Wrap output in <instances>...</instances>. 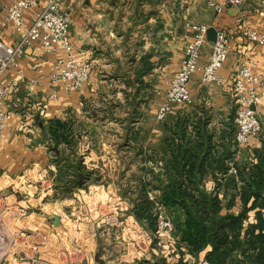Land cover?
I'll list each match as a JSON object with an SVG mask.
<instances>
[{"label":"crops","instance_id":"0c3cea01","mask_svg":"<svg viewBox=\"0 0 264 264\" xmlns=\"http://www.w3.org/2000/svg\"><path fill=\"white\" fill-rule=\"evenodd\" d=\"M10 4L11 0H0V40L12 45L17 33L8 19ZM62 9L71 14L69 38L79 56L92 64V74L82 89L65 91L58 88V98L52 99L50 96L55 89L50 83V73L63 51L46 54L41 47L30 49L20 66L11 72L16 85L8 101L17 107L18 112L6 122L0 138V195L8 184L15 185L13 196L0 198V246H10V249L0 251V255L8 253L5 264L19 263L17 252L12 250L17 245L15 239L19 232L28 234L29 243L49 227L59 232L67 227H95L84 222L67 224L61 214L60 224L55 226L52 221L55 215L49 216L45 209L43 218L46 223H34L40 215L30 212L25 220L32 218L29 223L32 225L19 227L20 214L14 203L63 208L71 194H88L91 193L89 189L102 194L112 193L115 181L109 178V173L104 174L105 169L109 172V169L131 167L132 164L145 167L148 163L157 173H163L173 156L170 143L174 146L191 145L196 141L206 142L207 137H211L214 157L221 158L226 152L235 150L237 124L233 82L238 64L250 57L256 61L258 70L264 71V45H256L248 38L251 30L264 33V0H248L241 13L230 9L221 15H216L208 0H64ZM201 9L203 13L208 12L206 17H200ZM38 10L27 11V18ZM189 23H204L210 27L201 65L208 61L216 30L224 28L228 31L232 48L220 71L224 82L207 85L202 82L200 73L195 74L189 83L193 103L174 105L167 120L160 121L157 115L168 82L179 70L185 47L193 37ZM33 66L38 70H33ZM32 79L39 83L31 84ZM261 93L264 95V88ZM258 114L263 132L259 138H252L248 144L239 146L236 161L247 160L249 149L263 145L264 101ZM54 120L68 123L67 132L63 129L58 133H64L69 143L54 138L50 128ZM82 158V163L87 159L92 162L93 169L101 171V182L105 184L90 186L87 190L75 189L79 181L72 171ZM67 168L70 176L64 173L62 177L61 170L65 172ZM92 171L88 172L91 179L96 177V172ZM67 179L76 181L70 194H64L61 188L56 189L59 182ZM206 183L211 188L215 183L214 176L210 174ZM19 185L18 191L16 187ZM20 191L26 194V200H18ZM116 196L122 206L120 211L117 210L120 221H114L112 227L99 225L98 238L105 240L106 246L122 251L123 255L106 260V264H147L151 255L141 259L131 251L133 248L136 251L135 247L143 242L142 239L145 243L148 234L153 235L147 225L129 211L136 195L131 199ZM170 212L178 214L183 221L180 208H173ZM165 215L172 220L167 209ZM178 229L181 227L154 236L155 249L152 251L156 257L151 262L207 264V251L190 253L180 241Z\"/></svg>","mask_w":264,"mask_h":264},{"label":"trees","instance_id":"16d2710c","mask_svg":"<svg viewBox=\"0 0 264 264\" xmlns=\"http://www.w3.org/2000/svg\"><path fill=\"white\" fill-rule=\"evenodd\" d=\"M68 127L54 120L50 128L56 140L69 143L64 133H58L67 132ZM170 147L173 156L164 172L151 170L150 179L141 180L138 195L131 201L136 219L156 233V201L148 196L152 190L169 211L174 227H181L180 241L190 253L207 251V264H264V139L262 147L249 149V158L242 162L235 160L238 144L223 157H214L211 137L191 145L170 143ZM83 161L72 171L82 183L78 188H84L91 175ZM64 173L70 176L69 168L61 170L62 177ZM210 174L215 179L211 188L206 183ZM76 181L59 182L56 189L70 194ZM173 208L183 211V221L170 212Z\"/></svg>","mask_w":264,"mask_h":264},{"label":"built area","instance_id":"2783aa9c","mask_svg":"<svg viewBox=\"0 0 264 264\" xmlns=\"http://www.w3.org/2000/svg\"><path fill=\"white\" fill-rule=\"evenodd\" d=\"M63 2L64 0H11L7 8L8 19L15 27L17 39L12 45L0 40V138L6 122L18 112L17 107L8 101L16 85V79L11 76V72L20 66L28 50L41 47L46 54L63 51L50 73V83L55 89L50 96L52 99L58 98V88L65 91L80 90L91 77L92 64L79 56L69 38L72 17L62 9ZM246 2L247 0H208L216 15L224 14L230 9H238L241 13ZM37 8L39 10L28 19L27 11ZM188 27L192 30L193 37L185 47V56L179 70L168 82L165 99L157 115L160 121L167 120L174 105L193 103L189 83L195 74L200 73L202 82L207 85H221L224 82L220 71L232 48L228 31L224 28L216 30L208 61L201 65L210 27L204 23H189ZM248 38L256 45H264V33L251 30ZM33 70H38V67L33 66ZM38 83L36 79L31 80L33 85ZM263 88L264 71L258 70L256 61L250 57L240 61L233 82L237 124L235 140L239 146L248 144L252 138H259L263 132V123L258 114V108L264 101V95L261 93ZM232 172L235 173V169H232ZM149 196L156 201V235L171 233L174 224L165 215L164 206L156 200L155 193H150ZM145 239L149 240V243L153 241L149 234ZM1 248L0 246V251ZM4 254L0 255V264L4 262Z\"/></svg>","mask_w":264,"mask_h":264},{"label":"rangeland","instance_id":"374dc122","mask_svg":"<svg viewBox=\"0 0 264 264\" xmlns=\"http://www.w3.org/2000/svg\"><path fill=\"white\" fill-rule=\"evenodd\" d=\"M200 12H202V9L200 10ZM207 14L208 12L204 11V13L202 12L200 14V17H206ZM85 161L86 162L83 163V166L85 168L84 170L89 172L93 170L92 172H96V177H93V179H91L90 175V179L87 181L83 189L87 190L90 186L99 187L105 184L101 182V171L97 172V168L93 169L90 166L92 162H89V160L87 159ZM109 170L111 171L108 172L105 169L104 174L109 173V178L111 180L114 179L115 181V185H113L114 191L112 193L110 191L108 194H102L95 189H89L88 192L91 193L83 194L84 196L81 194L77 196L71 194L67 197L68 199H66V205L63 208L59 207L58 205H47L43 208L42 205L39 207H35L34 205H29V203H23V205H17L18 203H14V207L20 214L19 227H27L26 225H32L29 224L30 222L32 223V218L25 220V218L29 216L30 212L38 213L41 217L36 219L34 223H46L45 219L43 218V209H45L49 216L53 214L55 216H59V214H61L62 216H64L63 218H66L67 224L84 222L89 224L90 226H95L67 227L63 232H59L54 227H49L44 233H41L38 239H36L35 241H32V239H30L31 242L29 243L27 241L28 234H26V232H19V235H17L15 239L17 245H14L15 247L13 246L12 249L14 252H17L16 257L19 260L18 264H93V261L94 264H106V260H110L116 258L117 256L123 255V253H121L122 251L106 246L105 240H101V238H98V226L101 224H105V226L107 227H112L114 225V221H120V216L119 214L117 215V210L120 211L122 206L119 204V200L117 199L116 195L118 194V196H120L121 198L122 196H129L130 199L134 195L137 196L141 180L145 178L150 179V171L155 169L153 168V166H150V164L147 163V166L145 167L139 166L138 164H132L131 167L117 169L113 168ZM14 186L15 185L8 184V186L4 189L5 191H2L0 198H6V195L13 196L15 191ZM16 188L19 191L20 185ZM117 188L120 189L117 190ZM41 189L44 188L41 187ZM150 193L154 195L155 192L150 190L148 196L150 195ZM113 194L115 197L113 196ZM17 198L18 200H26V194H22V192L20 191L17 194ZM13 199L15 198L13 197ZM57 201H59V199L56 200V203ZM131 210L132 208L129 209V211ZM152 233V243H149V240H146V242L143 243L144 240L142 239L143 242H141L139 246L135 247L136 251L134 250V248L131 250L132 254H137V256H140L141 259L144 258L145 255H147L148 257L149 255H151L149 258L150 260H148L147 264H154V262L152 263L151 261L156 257L155 253L152 250L155 249L154 236L157 234V231L156 233ZM99 243L100 246L97 247ZM81 245H85L87 247L83 246V248H80ZM4 249H10V246H6L3 248V250ZM4 253V259H6L8 253ZM142 254H144V256ZM80 258H82V260H79ZM96 258H98V260ZM76 259H78L77 262ZM158 259H160V257H158ZM5 263L6 262L4 261V264ZM124 264H133V262Z\"/></svg>","mask_w":264,"mask_h":264},{"label":"water","instance_id":"95a60500","mask_svg":"<svg viewBox=\"0 0 264 264\" xmlns=\"http://www.w3.org/2000/svg\"><path fill=\"white\" fill-rule=\"evenodd\" d=\"M236 10H238V9H235V11H236ZM81 184H82V183H79V184L75 187V189L78 188V187H81ZM52 221H53V223H54L55 226H58V225L60 224V218H59V216H54V217L52 218Z\"/></svg>","mask_w":264,"mask_h":264}]
</instances>
